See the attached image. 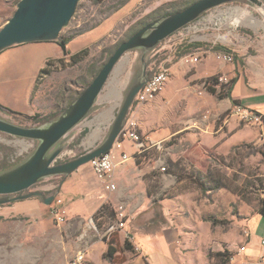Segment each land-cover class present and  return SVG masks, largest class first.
I'll return each mask as SVG.
<instances>
[{"label": "crops", "instance_id": "crops-1", "mask_svg": "<svg viewBox=\"0 0 264 264\" xmlns=\"http://www.w3.org/2000/svg\"><path fill=\"white\" fill-rule=\"evenodd\" d=\"M141 1L135 0L131 5L128 0L96 26L70 39L65 51L57 41L23 43L7 48L6 59L34 65L31 91L45 61L67 62L71 54L110 36ZM169 1L173 0L156 1L153 8ZM153 8H146L145 12ZM195 39L196 45L189 46L186 53L205 49L207 52L201 60L187 64L181 60L183 54L167 55L171 77L162 91L147 103L133 102L128 112L137 119L143 137L148 142L160 141L162 146L149 147L147 159L137 163L132 157L134 143L124 140L122 148L130 158L115 168L117 189L114 192L103 190L86 163L63 180L49 205L38 197L1 204L0 264H66L83 247L86 248L83 264H206L207 226L192 211L189 218L174 216L169 196L158 197L174 184L175 177L160 170L156 157L167 154L175 159L186 151L196 154V151L211 149L219 152V143L244 139H257L264 144V7L246 2L221 5L219 47L203 46L200 45L202 38ZM217 50L233 53L234 61H219L214 55ZM220 73L232 80L229 97H217L207 90L197 93L203 80ZM233 104L259 112L262 123H242L230 114ZM111 110L112 107L103 114L107 120L100 123L101 128L113 118ZM203 113L208 118L199 127L192 126L190 122ZM87 119H92L90 114L83 121ZM21 160L6 164L0 171ZM41 189L47 195L52 194V188ZM55 204L65 213L62 222L50 214V206ZM103 204L112 208L115 216L119 212L127 216V225L124 223V228L117 229L114 235L117 250L112 258L104 257L109 237L104 239V235L91 232L93 216ZM129 221H134V226H129ZM106 223L101 222L104 229L109 225ZM247 228L249 235L242 243L245 250L236 255V260L248 257L256 260L260 253L264 217L256 212L248 219ZM126 234L131 237V242L128 241L133 251L123 248Z\"/></svg>", "mask_w": 264, "mask_h": 264}, {"label": "rangeland", "instance_id": "rangeland-1", "mask_svg": "<svg viewBox=\"0 0 264 264\" xmlns=\"http://www.w3.org/2000/svg\"><path fill=\"white\" fill-rule=\"evenodd\" d=\"M18 1L0 0V28L13 14ZM156 1L159 0H142L110 36L88 47L87 56L79 63L70 64V59L67 62L55 60L49 67L50 72L47 75L36 74L31 91L34 65L20 60L8 61L5 54L9 49L3 50L0 53V106L3 108L0 115L22 126L39 125L32 124L30 119V116L35 114L40 117L58 115L61 109L66 107V101L80 91L81 79L87 78V65L100 58L102 49L123 41L129 28L134 26L136 21L156 9L153 8ZM113 2L114 0L101 2L80 0L75 13L68 25L62 28L59 36L65 37L78 28H88L96 23L105 16L106 9ZM134 3L135 0H131L130 4ZM146 8L153 9L145 12ZM195 38H202L203 41H198L200 45L219 47V6L204 12L189 28L184 27L167 37L156 49L146 53L143 63L147 64L148 70H154L160 65L167 66V55L186 53L190 43L197 42ZM141 56L142 51L139 49L126 53L99 94L95 108L90 113L92 119H87L72 129L64 141L65 149L57 162L84 153L104 138L112 118L104 128H101L100 123L107 120L103 114L112 107L110 114L115 115L130 83L142 69ZM84 127L87 128L85 131ZM35 145L36 142L19 141L0 132V168L23 159ZM162 157L166 167V171L163 172L174 176L175 182L166 192L158 194V197L169 196L174 216L189 218L192 211L207 226L206 264H230V256L245 241L248 219L255 215L260 200L264 199V144L257 139H244L219 143V152L214 149L199 150L196 154L186 151L176 155L175 159L167 154H163ZM170 162L178 164L177 170L182 174L180 179L177 180L171 173ZM193 168L205 176L209 174L218 179L219 186L201 191L190 176L186 175L191 173ZM60 181L59 176L47 177L30 190L49 187L53 193ZM117 220L118 215L109 221L110 223L106 221V224L110 225ZM128 224L134 226L135 222L129 221ZM93 225L91 232L96 236L104 235V239L109 237L107 240H110L117 234V230L109 236L104 234L107 228L104 229L96 218L93 219ZM125 239L131 242V237ZM247 260L249 264L255 261L250 257Z\"/></svg>", "mask_w": 264, "mask_h": 264}, {"label": "water", "instance_id": "water-1", "mask_svg": "<svg viewBox=\"0 0 264 264\" xmlns=\"http://www.w3.org/2000/svg\"><path fill=\"white\" fill-rule=\"evenodd\" d=\"M79 1L19 0L11 17L0 28V53L23 43L57 41L62 28L68 25L75 13ZM233 2L253 3L264 7V0H195L181 10L145 24L121 41L96 76L55 117L39 125L22 126L0 115V132L36 142L34 149L26 157L0 171V205L30 197H38L44 204H51L68 175L111 149L125 124L136 94L152 74L153 70H148L147 64L143 63L146 53L156 49L163 40L198 19L204 12ZM137 49L142 51V69L130 83L104 138L84 153L57 162L65 149L64 141L72 129L93 111L99 94L126 53ZM0 111H3L1 106ZM51 176L61 177L52 194L30 190L32 186Z\"/></svg>", "mask_w": 264, "mask_h": 264}, {"label": "built area", "instance_id": "built-area-1", "mask_svg": "<svg viewBox=\"0 0 264 264\" xmlns=\"http://www.w3.org/2000/svg\"><path fill=\"white\" fill-rule=\"evenodd\" d=\"M195 22V21H194ZM193 22L189 23L185 28H189ZM205 49H201L198 53H184L181 56V60L187 64L198 63L202 56L206 54ZM216 59L224 63H231L234 61L233 53L225 50H217L214 53ZM171 77L170 68L166 65L157 67L152 71L149 79L144 83L142 88L136 94L134 102L147 103L154 99L164 88L165 84ZM216 79L219 84H229L231 79L228 75L220 73L216 75ZM209 82L203 80L200 83V90L197 93H201V90H206ZM230 114L236 116L242 123L246 125L261 124L263 116L254 110L243 107L240 104H233L230 109ZM208 118L207 113L201 114L198 118L192 120L190 124L195 127H199L201 122ZM220 118V116H219ZM124 140H128L135 145V154L141 153L152 146H162V142H148L139 130V124L134 116L127 115L124 126L116 137L111 149L101 154L98 157L93 158L88 163L95 174L96 178L100 182L101 187L106 192H114L117 189L115 181V168L119 162H125L130 158V155L126 153L122 148ZM62 155V154H61ZM61 157V156H60ZM156 162L158 163L160 170L165 171V165L163 157L157 156ZM50 214L55 218L57 222L64 220V211L61 210L56 204L50 206ZM124 217L122 212L118 213V220L110 224L105 230L106 235H110L114 230L124 227ZM249 235L248 231L245 232V236ZM126 238H130L129 234H126ZM245 245H239L229 258L230 264H249L247 259L236 260L237 254L243 253ZM86 256V248H80L73 256H71L66 264H83ZM253 264H264V233L260 238V253Z\"/></svg>", "mask_w": 264, "mask_h": 264}, {"label": "trees", "instance_id": "trees-1", "mask_svg": "<svg viewBox=\"0 0 264 264\" xmlns=\"http://www.w3.org/2000/svg\"><path fill=\"white\" fill-rule=\"evenodd\" d=\"M102 0H95V2H101ZM128 0H114L113 3L108 6L106 9V13L104 14L103 18H101L96 23L91 24L88 28H78L75 31H73L71 34L62 37L59 36L57 42L61 45L63 50L65 51V45L66 43L72 39L73 37L91 29L92 27L96 26L101 20L109 16L114 11L121 8L123 5L127 3ZM195 0H173L169 2L163 3L161 6L153 10L152 12L148 13L145 17L139 19L135 22L134 26L130 27L128 30V33L126 34L127 39L130 35H132L136 30H138L140 27L144 26L145 24L149 23V21H153L159 17L165 16L169 13L178 11L189 5L190 3L194 2ZM124 39V40H125ZM119 42H116L114 45L110 47H106L102 49L100 58L98 60L91 61L87 67H86V76L87 78H82L80 81V91L73 94L67 101L66 106L71 103L73 99H75L78 94L81 92V90L96 76L102 65L106 62L108 57L113 53L115 48L118 46ZM196 43L190 44V46H194ZM88 54V48H84L74 54L70 55V64H76L82 61ZM56 61L62 62V60L58 59ZM55 63L54 60H47L45 61L44 66L39 70L38 75L41 76L43 74L47 75L48 72H50L49 67ZM206 82H209L207 85L206 90L212 94L217 95V97H229L230 96V87L232 84V80L229 84H219L216 76L210 77L205 79ZM233 103H237L236 101H233ZM62 110V109H61ZM60 110V111H61ZM59 111V112H60ZM56 115H46L43 117H40L38 114H35L33 116H30V119L32 120V124H42L46 120L55 117ZM147 150L135 154L134 159L137 163L142 162L144 159H147ZM171 167V173L174 174L178 179L182 177V174H180L177 170L178 164L175 162H170ZM169 167V168H170ZM166 171V167H165ZM186 175L190 176V178L197 184V186L201 189V191H207L212 188H216L219 186V180L212 177L209 174H206V176L199 170L194 169L191 173H187ZM257 212L261 214L264 217V199L260 200V206L257 209ZM115 217V212L113 209L108 208L106 204H103L96 212V214L93 216V219L96 218L99 220V223L103 221H111ZM110 223V222H109ZM108 223V224H109ZM123 248L126 250H131L132 246L128 242V240H124ZM117 250V245L114 244V239L111 238L107 241V249L104 253V257L106 258H112L115 251Z\"/></svg>", "mask_w": 264, "mask_h": 264}]
</instances>
